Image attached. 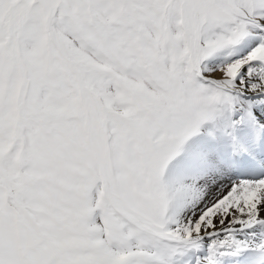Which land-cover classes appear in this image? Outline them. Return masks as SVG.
<instances>
[{
  "label": "snow or ice",
  "instance_id": "6c2138e0",
  "mask_svg": "<svg viewBox=\"0 0 264 264\" xmlns=\"http://www.w3.org/2000/svg\"><path fill=\"white\" fill-rule=\"evenodd\" d=\"M0 264H264V0H0Z\"/></svg>",
  "mask_w": 264,
  "mask_h": 264
}]
</instances>
